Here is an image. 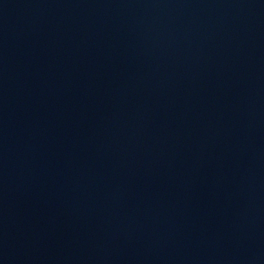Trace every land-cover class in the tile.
I'll use <instances>...</instances> for the list:
<instances>
[{
    "label": "water",
    "instance_id": "obj_1",
    "mask_svg": "<svg viewBox=\"0 0 264 264\" xmlns=\"http://www.w3.org/2000/svg\"><path fill=\"white\" fill-rule=\"evenodd\" d=\"M0 264H264V0H0Z\"/></svg>",
    "mask_w": 264,
    "mask_h": 264
}]
</instances>
